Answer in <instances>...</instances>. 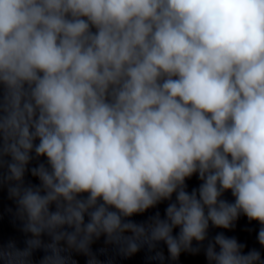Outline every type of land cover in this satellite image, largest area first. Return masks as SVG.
<instances>
[{
  "label": "clouds",
  "instance_id": "1",
  "mask_svg": "<svg viewBox=\"0 0 264 264\" xmlns=\"http://www.w3.org/2000/svg\"><path fill=\"white\" fill-rule=\"evenodd\" d=\"M5 188L27 238L0 264H104L101 237L100 254L264 264L210 236L244 215L264 247V0H0Z\"/></svg>",
  "mask_w": 264,
  "mask_h": 264
}]
</instances>
